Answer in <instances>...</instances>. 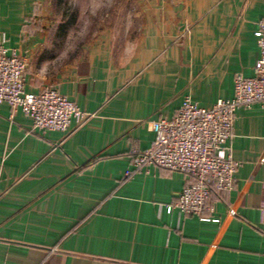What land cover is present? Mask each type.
<instances>
[{
  "label": "crops",
  "instance_id": "obj_1",
  "mask_svg": "<svg viewBox=\"0 0 264 264\" xmlns=\"http://www.w3.org/2000/svg\"><path fill=\"white\" fill-rule=\"evenodd\" d=\"M37 1L0 0V31L27 60L25 89L55 88L92 115L66 131L33 129L0 103V264H264L263 102L235 110L238 165L229 191H211L217 220L168 209L187 181L180 171L124 176L152 120L187 95L205 107L230 98L235 75L253 74L264 0H140L117 36L99 24L58 65L34 29L45 19Z\"/></svg>",
  "mask_w": 264,
  "mask_h": 264
},
{
  "label": "built area",
  "instance_id": "obj_2",
  "mask_svg": "<svg viewBox=\"0 0 264 264\" xmlns=\"http://www.w3.org/2000/svg\"><path fill=\"white\" fill-rule=\"evenodd\" d=\"M254 34L259 57L253 65V74L235 75L230 98H218L205 107L185 96L170 118L150 122L154 136L148 147L130 149V167L124 171L125 177L150 165L177 170L187 176L177 200L168 209L176 207L202 220H217L208 214L213 211L211 191H229L238 165L229 153L228 143L235 110L253 102L264 103V17L258 20ZM26 67V58L18 48L7 44L6 34L0 31V103H7L13 111L19 108L30 117L33 129L66 131L73 118L82 123L92 115L55 88L27 91ZM259 209L264 223V199ZM233 212L231 206L230 213Z\"/></svg>",
  "mask_w": 264,
  "mask_h": 264
},
{
  "label": "rangeland",
  "instance_id": "obj_3",
  "mask_svg": "<svg viewBox=\"0 0 264 264\" xmlns=\"http://www.w3.org/2000/svg\"><path fill=\"white\" fill-rule=\"evenodd\" d=\"M41 3L44 20L39 19L35 30L48 35L46 44L53 51L52 62L58 65L62 58L79 52L81 41H87L97 31L99 24L111 25L113 35L117 36L126 19H136L138 12L130 11L140 0H38ZM58 4H57V3ZM68 9V12H65ZM72 20V24L68 21ZM63 22V23H62ZM67 22V23H66ZM65 24L63 40H55L57 25ZM111 28V29H112ZM55 40V41H54Z\"/></svg>",
  "mask_w": 264,
  "mask_h": 264
},
{
  "label": "trees",
  "instance_id": "obj_4",
  "mask_svg": "<svg viewBox=\"0 0 264 264\" xmlns=\"http://www.w3.org/2000/svg\"><path fill=\"white\" fill-rule=\"evenodd\" d=\"M58 1H59V0H57V2H58ZM57 2H56V3H57ZM57 4H58V3H57ZM65 12H68V9H67ZM72 19H73V18H71V20L68 21V24L71 25V24L73 23V22H72V21H73ZM66 23H67V22H66ZM68 24H67V25H68ZM68 26H69V25H68Z\"/></svg>",
  "mask_w": 264,
  "mask_h": 264
}]
</instances>
